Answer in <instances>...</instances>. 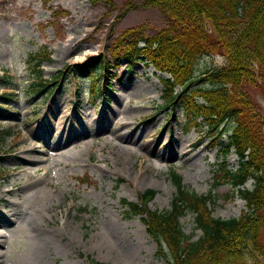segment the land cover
<instances>
[{"label": "rangeland", "instance_id": "1", "mask_svg": "<svg viewBox=\"0 0 264 264\" xmlns=\"http://www.w3.org/2000/svg\"><path fill=\"white\" fill-rule=\"evenodd\" d=\"M143 4L144 0H0V97L17 95L12 104L0 99V131L12 132L0 147V210L4 204L10 209L8 201L18 203L16 210H25L24 218L12 228L9 247L2 249L0 264H89L90 256L110 264H165L140 218L125 219L121 200L135 201L138 193L153 189L158 194L150 207L170 210L176 190L169 165L176 166L191 191L206 195L213 188L212 170L222 161L215 146L218 139L195 130L185 133L180 110L160 111L165 102L163 86L152 67L141 64L130 69L128 59L116 61L123 50L114 48L115 42L128 29L142 28L146 35H154L169 28L163 9ZM39 51L45 54L41 67L45 80L71 69L64 88L48 101L41 95L32 100L29 93L35 71L28 60ZM101 54L111 66L113 94L109 107L101 103L99 109L85 92L79 97L74 94L85 86L78 79L86 75L77 70L76 76L72 70ZM220 61L201 59L196 76L220 66ZM203 83L201 79L198 84ZM246 88L264 115V83ZM35 112L39 117L32 123ZM119 124L121 129L116 130ZM57 137L71 138L64 152L55 155L48 145ZM24 145L36 150L38 157L29 158H43L19 171L14 155ZM235 158L233 154L228 160L235 163ZM39 167L43 174L37 172ZM26 174L35 181L47 179L41 195L12 190L25 181ZM214 192V216L239 217L245 203L231 187L223 185ZM84 208L87 212L81 213ZM38 210L46 216L44 225L56 241L40 244L30 223L23 222ZM64 223L65 230L59 234ZM181 223L185 233L192 232V216ZM260 241L264 247V232Z\"/></svg>", "mask_w": 264, "mask_h": 264}, {"label": "trees", "instance_id": "2", "mask_svg": "<svg viewBox=\"0 0 264 264\" xmlns=\"http://www.w3.org/2000/svg\"><path fill=\"white\" fill-rule=\"evenodd\" d=\"M144 6L163 9L171 26L152 36L128 30L123 36L131 38L125 48L126 57L134 64L139 60L138 56H144V60L169 73L174 85H186L187 90L192 82L194 62L209 53H223L227 65L204 76L212 86L193 92V96L203 97L206 105L196 104L193 96L182 93L180 97H186L184 106L190 117H203L211 130L221 124L232 125L227 149L235 147L243 169L241 174L233 173L224 165L222 172L225 178L235 185L249 176L256 182V191L245 194L252 212L245 213L240 220L212 219L200 207L207 210L204 199L200 201V198L180 188L173 201L174 211L152 214L150 231L157 239L161 236L171 243L173 235L178 233L180 215L193 210L198 212V225L205 230L207 239L203 242L216 241V244L212 242L213 247L221 252L211 253L209 260H200L201 264H236L242 257L240 249L246 242L257 246L264 225L261 215L264 209V118L245 91V87L264 81V0H144ZM204 19L214 23L217 37L210 34ZM123 37L118 40L121 46ZM213 84L217 86L214 88ZM49 85V82H37L33 87L43 92ZM245 158L247 162H244ZM191 251L193 253L197 249L191 248Z\"/></svg>", "mask_w": 264, "mask_h": 264}, {"label": "bare ground", "instance_id": "3", "mask_svg": "<svg viewBox=\"0 0 264 264\" xmlns=\"http://www.w3.org/2000/svg\"><path fill=\"white\" fill-rule=\"evenodd\" d=\"M62 133V132H60ZM60 141V139L58 140ZM57 147L56 145L52 146ZM59 148H61V146H59ZM33 151L29 148H25L21 151L18 152V154L16 155V169H23L24 165H29L31 163H33L35 160L33 158H29V154L32 153ZM24 178H26L25 182H20V184H16L19 185L17 186V192H19L21 190H25L28 189L29 191L33 190V193L35 195H41L42 193V185L45 184V180H34V177L31 176L30 174H26L24 175ZM47 183V182H46ZM23 185V186H20ZM30 185H33V187H29ZM21 205V203H19V206ZM8 206L10 207L9 210H0V228H3L5 231H1L0 230V243H5L7 242V235L9 236V232L13 233V229H8L11 225H14V227L19 223V220L24 218L25 215V210L24 212H22L21 210H23L21 208V210L17 209L16 207L18 206V203L16 201H8ZM7 206L5 205V208ZM23 215V216H22ZM40 215V216H39ZM25 221H23L24 223H30L31 227L34 229L35 233L37 234L38 239L40 240V244H47L49 242H54L56 240H54L52 238V236L49 234L50 230L47 229V227L44 225V217H41V211H36L35 214H30L27 218L24 219ZM10 225V226H9ZM116 235H119V231L116 230L115 232ZM52 235L55 237V234ZM0 244V247H1ZM2 257V253L0 251V258ZM129 262V261H128Z\"/></svg>", "mask_w": 264, "mask_h": 264}]
</instances>
